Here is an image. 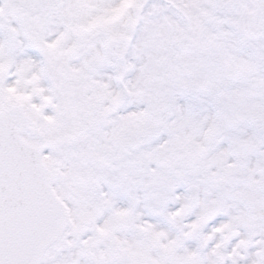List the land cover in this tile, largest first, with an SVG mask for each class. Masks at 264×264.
Returning a JSON list of instances; mask_svg holds the SVG:
<instances>
[{"label": "snow or ice", "instance_id": "1", "mask_svg": "<svg viewBox=\"0 0 264 264\" xmlns=\"http://www.w3.org/2000/svg\"><path fill=\"white\" fill-rule=\"evenodd\" d=\"M0 264H264V0H0Z\"/></svg>", "mask_w": 264, "mask_h": 264}]
</instances>
